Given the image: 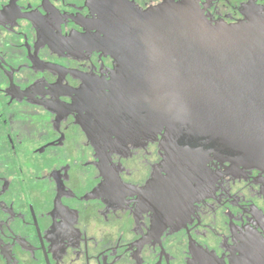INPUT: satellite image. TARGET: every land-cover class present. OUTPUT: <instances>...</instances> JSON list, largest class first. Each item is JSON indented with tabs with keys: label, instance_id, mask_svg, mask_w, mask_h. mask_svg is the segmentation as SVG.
Here are the masks:
<instances>
[{
	"label": "flooded vegetation",
	"instance_id": "af4514ba",
	"mask_svg": "<svg viewBox=\"0 0 264 264\" xmlns=\"http://www.w3.org/2000/svg\"><path fill=\"white\" fill-rule=\"evenodd\" d=\"M192 1L212 22L264 10ZM106 2L0 0V264H230L264 239V174L210 156L173 180L164 131L97 127Z\"/></svg>",
	"mask_w": 264,
	"mask_h": 264
},
{
	"label": "water",
	"instance_id": "95a60500",
	"mask_svg": "<svg viewBox=\"0 0 264 264\" xmlns=\"http://www.w3.org/2000/svg\"><path fill=\"white\" fill-rule=\"evenodd\" d=\"M242 14L212 22L192 0L146 10L107 0L101 40L116 67L108 92L86 94L87 115L121 133L164 131L173 180L203 172L210 156L264 174V10ZM230 264H264V239H248Z\"/></svg>",
	"mask_w": 264,
	"mask_h": 264
}]
</instances>
